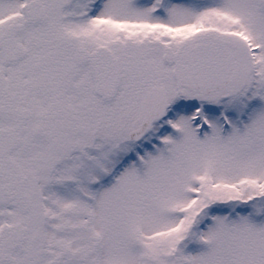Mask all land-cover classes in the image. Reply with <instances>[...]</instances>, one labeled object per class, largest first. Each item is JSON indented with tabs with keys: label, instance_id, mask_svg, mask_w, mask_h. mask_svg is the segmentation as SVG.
I'll return each instance as SVG.
<instances>
[{
	"label": "snow or ice",
	"instance_id": "6c2138e0",
	"mask_svg": "<svg viewBox=\"0 0 264 264\" xmlns=\"http://www.w3.org/2000/svg\"><path fill=\"white\" fill-rule=\"evenodd\" d=\"M0 264H264V0H0Z\"/></svg>",
	"mask_w": 264,
	"mask_h": 264
}]
</instances>
